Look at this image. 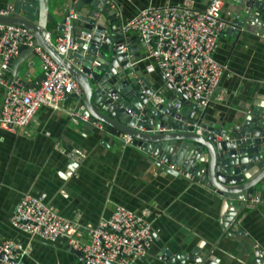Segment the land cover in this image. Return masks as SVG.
I'll use <instances>...</instances> for the list:
<instances>
[{
  "label": "crops",
  "instance_id": "crops-1",
  "mask_svg": "<svg viewBox=\"0 0 264 264\" xmlns=\"http://www.w3.org/2000/svg\"><path fill=\"white\" fill-rule=\"evenodd\" d=\"M122 24L146 6L180 4L188 0H109ZM203 9L208 0H190ZM264 1V0H263ZM77 0H48L46 31L54 45L67 10ZM11 0H0V9L10 10ZM237 5L224 0L222 17L228 23L215 44L213 58L226 66L216 95L202 115L206 124L231 129L250 111L264 113V27L258 22L234 23ZM230 25H235L233 29ZM141 53L139 67L146 85L166 99L175 97L139 35L131 32ZM148 65H152L149 70ZM12 81L25 75L27 84L43 75L39 57L26 53ZM10 76V72L7 73ZM79 100L69 97L64 106L75 108ZM1 104V96H0ZM190 105L183 106L188 109ZM148 154L123 138L88 121L72 122L63 111L40 107L32 121L20 129L0 128V241L12 240L28 249L21 264H78V256L64 238L47 242L15 229L11 217L21 198L36 196L61 216L76 223L87 242L88 225L107 219L115 205L146 213L154 230L147 255L134 264H163V256L181 250L208 249L214 243L219 264H257L264 261V199L247 207L230 222L223 202L204 184L156 166ZM172 168V166H166ZM179 174L177 168H173ZM226 229V230H225ZM255 252L257 256L255 255Z\"/></svg>",
  "mask_w": 264,
  "mask_h": 264
},
{
  "label": "water",
  "instance_id": "water-1",
  "mask_svg": "<svg viewBox=\"0 0 264 264\" xmlns=\"http://www.w3.org/2000/svg\"><path fill=\"white\" fill-rule=\"evenodd\" d=\"M233 1L237 5L234 23L241 27L258 22L264 27L263 0ZM48 6V0H11L9 14L0 15V23L26 27L34 36V44L78 82L82 94L76 97L77 107L89 115L88 123L99 124L102 131L120 139L129 136L133 145L152 155L156 166L182 177L188 173L192 180L187 179L204 184L223 202L226 229L227 221L234 223L250 207L248 200L254 196L264 199V113L250 111L231 129L216 128L204 123L196 105L170 85L175 97L154 104L150 96L156 91L139 76L141 53L136 40L121 32V23L104 0H77L73 40L78 47L64 55L44 39L50 20ZM82 31L90 34L88 43L80 37ZM139 41L142 43L141 38ZM85 44L86 50L82 48ZM26 53L35 56L32 47L22 46L19 55L9 61V81L21 71L19 64ZM94 61L99 65L93 66ZM25 79L21 76L18 83L36 87L43 75L34 83L27 84ZM188 104V109H182ZM216 244L163 256V264H219L213 255ZM255 261L264 263L258 256Z\"/></svg>",
  "mask_w": 264,
  "mask_h": 264
},
{
  "label": "built area",
  "instance_id": "built-area-1",
  "mask_svg": "<svg viewBox=\"0 0 264 264\" xmlns=\"http://www.w3.org/2000/svg\"><path fill=\"white\" fill-rule=\"evenodd\" d=\"M224 0H208L203 9H198L188 0L180 4L146 6L120 26L128 37L137 33L142 40L146 56L154 62L165 83L179 91L196 105L201 112L216 95L217 87L226 66L213 58V51L220 33L228 27L222 17ZM108 9L115 12L116 6L104 0ZM9 9H0V15H8ZM74 8H69L62 23L63 29L57 34L54 45L46 32L44 39L59 55H64L78 45L73 40ZM233 29L235 25H230ZM86 43L90 34L81 32ZM22 46L32 47L43 64V79L36 87H25L18 81H9V61L19 55ZM84 50L87 45H82ZM93 66L99 65L94 61ZM152 65H148V70ZM82 90L78 82L39 45L34 44L33 34L23 26L0 23V128L20 129L28 125L40 107L63 111L69 119L88 121L89 115L78 107L68 108L64 102L71 96L80 97ZM154 104L163 103L161 92L153 93ZM100 126V125H99ZM199 131V130H198ZM126 145L132 144L124 136ZM191 179V175L184 174ZM262 201L254 196L247 205L255 207ZM12 226L47 242L64 238L66 244L76 253L80 264H134L147 255L154 240V230L146 219V213L136 212L122 205H115L107 219H100L95 226L88 225L89 238L84 242L76 223L61 216L41 199L24 195L11 217ZM28 249L21 248L12 240L0 241V264H21ZM264 262V261H263ZM264 264V263H263Z\"/></svg>",
  "mask_w": 264,
  "mask_h": 264
},
{
  "label": "rangeland",
  "instance_id": "rangeland-1",
  "mask_svg": "<svg viewBox=\"0 0 264 264\" xmlns=\"http://www.w3.org/2000/svg\"><path fill=\"white\" fill-rule=\"evenodd\" d=\"M49 14H50V20H51L52 18H54V16H52V14H51V11H50Z\"/></svg>",
  "mask_w": 264,
  "mask_h": 264
}]
</instances>
